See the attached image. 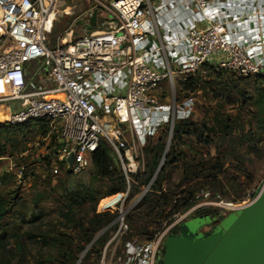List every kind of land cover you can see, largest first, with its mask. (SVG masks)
Here are the masks:
<instances>
[{"label":"built area","instance_id":"built-area-1","mask_svg":"<svg viewBox=\"0 0 264 264\" xmlns=\"http://www.w3.org/2000/svg\"><path fill=\"white\" fill-rule=\"evenodd\" d=\"M54 2L0 0V105L6 106L0 124L46 126L55 136V153L44 156L51 157L46 166L51 177L82 175L106 142L129 190L138 167L135 145L144 147L165 125L171 136L174 124L191 116L190 98L160 103V84L174 90L195 74L206 76V65L235 79H264V0H110L108 14L96 15L99 30L72 41L70 29L65 44L49 48ZM93 13L84 16L85 32L92 30ZM33 62L37 68L30 72ZM104 116L111 122L102 123ZM70 154L71 166L65 162ZM201 196L220 200L207 191ZM126 197L101 212L115 218L93 240L110 230L97 264H156L164 240L192 209L174 215L150 240H124ZM253 200L251 193L222 207L237 213Z\"/></svg>","mask_w":264,"mask_h":264},{"label":"rangeland","instance_id":"rangeland-1","mask_svg":"<svg viewBox=\"0 0 264 264\" xmlns=\"http://www.w3.org/2000/svg\"><path fill=\"white\" fill-rule=\"evenodd\" d=\"M109 2L110 0H55L53 14L56 21L49 36V48L65 44L66 29H72V40L74 37H81L84 33L99 30V28H94L85 32L83 28L84 16L95 11L98 12V16L107 15ZM36 68L37 65L34 62L28 66L30 72H34ZM203 80L205 82L208 81L207 78ZM253 80L255 79L251 81ZM182 86L183 84L176 83L174 90H171L162 83L159 85L160 88L157 90V95L160 97V103L162 104H169L173 98L176 103H181L186 98L192 99L191 116L189 118L191 123H210V119L218 111H220L219 113L230 115L234 119L239 117L237 127L233 129L230 137L224 138L221 141L216 139L215 142L219 141V147H217L220 152L219 161L226 160L225 168L232 166L236 169L231 168V170L240 175V181L245 185V188L238 195L226 189L228 193L220 195L221 204L220 200L202 197L203 191L198 192L196 202L188 209H192V212L183 222L191 231H196L201 226L210 225L214 221L213 218L209 216L199 218L194 215L198 210L209 209L215 211L217 215L222 216L220 223L229 227L240 212L230 213L229 209H224L222 206L225 204L236 205L245 200L246 196L251 193L254 196L257 188L264 183V133L260 134L255 130V127L249 126L251 119L250 112H252L250 106H247L248 108L245 110H240L239 104L236 107H230L226 104L227 100L224 99L225 97L221 96L222 98L214 99L209 94L210 90L208 88H205L204 94L202 92L189 95L180 93ZM245 92H250L249 86H245ZM233 98L231 96L230 100H233ZM4 107L6 108V106L0 105V109H4ZM0 115V123H2L4 122V116L1 111ZM108 119L110 118L108 117ZM122 134L130 145L136 144L135 139L131 136L132 134L124 131ZM169 134L168 125L162 126L158 134L147 141V144L149 147L155 146L158 139H160L166 146L164 153L166 155L172 143ZM54 140L55 136L47 134L44 128L31 127L24 130L22 134H10L3 141L6 145L7 155L0 158V194H10L9 197H14L16 205L0 228V233L4 235L8 244L10 252L8 257L11 259L8 261L10 264H45V259L54 254L55 250H51V247L48 245L50 241L47 237L43 239V237L37 238L34 235L42 233L45 236L47 232L53 230L55 227L66 224L61 214L66 212L65 207L72 194L87 190L94 198V200H87L83 203L82 208H79L81 210L78 209L79 212L75 216L76 219L82 218L85 212L95 205V200L99 198L100 200L96 204V214H100L105 209L111 208L120 198H123L127 194L123 207V210H127L125 214L126 219L136 209L142 208L141 203L150 191L149 185H143L140 186L139 193L130 199H128V188H126L124 193L102 198L109 193L110 186L107 182L93 177L94 174L91 166L78 177L67 175L66 172H61L57 177H51L45 170L47 166L46 162L44 165L26 168L24 172H26L27 177L18 186H15L11 178L6 177L10 174H17L20 171L22 173V169L28 160L43 158L49 153L48 147ZM179 144L178 156H175L176 163L166 165L164 159L159 160V171L158 174H155L157 177L163 170L161 176V180L163 179L162 189L176 195L182 190H191L192 183L184 187H178L179 184L186 181L185 165L187 164L193 168L206 163L210 164V160L217 153L214 146L203 147L192 138L186 139ZM144 147L135 145V150L133 151V159L138 165L133 175H139L140 178L142 176L145 177L146 166L148 165L147 156L143 151ZM241 163H243V166L240 165ZM156 177L152 178L150 184L154 182ZM204 191L209 192L206 189ZM188 210H184L178 215L181 216ZM214 218L216 219L217 217ZM31 219L34 221L31 222ZM172 221L173 219L170 222ZM151 229H154V227ZM63 231L69 232L66 228ZM101 232H98V234ZM109 232L110 230L104 232L93 241L98 234L95 235L92 240L93 242L91 241L92 244L90 242L91 246L88 244L86 250L90 246L89 249L92 248L93 250L100 251L102 246L99 247L98 243L103 239L107 241L106 238L110 236ZM17 244L20 245L19 249H16ZM82 254L81 252L80 257L78 256L79 259H83L86 256L81 257ZM79 259L75 261V264H97L96 260H91L92 258L90 260Z\"/></svg>","mask_w":264,"mask_h":264},{"label":"trees","instance_id":"trees-1","mask_svg":"<svg viewBox=\"0 0 264 264\" xmlns=\"http://www.w3.org/2000/svg\"><path fill=\"white\" fill-rule=\"evenodd\" d=\"M96 15L98 17V12H96ZM66 30L68 31L69 29ZM79 38L74 37L72 41ZM203 69L207 72V75L203 77L201 74H195L188 82L183 84L180 93L189 95L202 92L204 94L205 88H208L210 90L209 94L214 99L225 97L224 99L227 100L226 104L230 107H236L239 104L240 110H245L248 108L247 106H250L252 112H250L251 119L249 126L255 127L257 132L263 134L264 79L256 78L253 81H251L252 79H235L225 71L216 70L207 65ZM206 78L208 81L205 82L203 79ZM245 86H249L250 92H245ZM231 96L234 97L233 100H230ZM219 112L210 119V123L194 124L189 119L176 122L171 132L172 143L166 155L164 154L166 146L160 139H158L155 146L149 147L147 144L143 148L148 159L146 175L141 178L139 175H132V182L129 184L128 199L139 193L140 186L149 185L150 191L141 203L142 208L136 209L135 212L127 216L126 223L128 232L124 240L135 239L139 242L150 240L154 234L161 230L163 224L170 223L174 215H178L180 212L191 208L196 202V198L198 197L197 193L200 191L204 192V189L213 195L220 196L226 192L228 193L229 190L235 195H238L245 188V185L240 181V175L231 170L234 167L229 166L225 168L227 161H219L220 152L217 148L219 147V141L230 137L233 129H236L239 117L234 119L230 115ZM31 127H40L46 130V126L40 122L15 126L0 124V158L6 157L7 155L6 145L3 141L10 134H22L24 130ZM190 138L203 147L214 146L217 152L216 156L210 160V164L206 163L193 168L186 164V181L179 184L178 187H184L192 183L191 190H182L178 195L168 193L161 187L163 170L157 177L155 175L158 174L156 172L158 170L159 160L164 159L166 165L175 164V156H178L177 151L180 149L179 143ZM216 139L219 141L215 142ZM48 151L49 154L55 153L56 147L54 141L51 142ZM50 158L49 155L47 159L49 160ZM48 160L44 157L37 158L36 160L30 159L22 169V177L17 178L16 174H10L6 177L11 178L15 186H18L27 177L26 172H24L26 168L44 165L46 162L48 164ZM240 165L243 166V163ZM89 166L92 168L95 179L103 180L110 186L109 193L102 198L125 192L127 188L125 178L115 164L111 149L106 142L98 145L96 151L90 157ZM45 170L49 174L47 168ZM66 174L69 175L68 173ZM153 177H156V179L150 184ZM226 189L229 190L227 191ZM9 196L10 194H0V228L16 207L14 197L10 198ZM87 200H94L91 193L87 190L72 194L65 207L66 212L61 214L66 224L55 227L53 230L47 232L45 236L42 233H36L34 235V237H43V239L47 237L50 241L48 245L51 247V250H55L51 257L45 259V264H75V261L79 259L78 256L80 253L86 250V246L90 244L95 235L114 220L115 216L108 212L96 214V204L100 198L95 200V205L85 212L82 218L76 219L77 212L81 210L79 208H82L83 203ZM33 221L31 219V222ZM152 227L154 229H151ZM64 228L69 232H64ZM173 233H176V231H173ZM105 241L103 239L98 243L99 247L103 246ZM19 248L20 245L17 244L16 249ZM99 252V250L96 251L90 248L82 260H90L92 258L91 260L98 261ZM9 255L7 241L4 235L0 233V264H10L8 261L11 260L8 257Z\"/></svg>","mask_w":264,"mask_h":264},{"label":"water","instance_id":"water-1","mask_svg":"<svg viewBox=\"0 0 264 264\" xmlns=\"http://www.w3.org/2000/svg\"><path fill=\"white\" fill-rule=\"evenodd\" d=\"M89 24L96 27V13ZM72 160L70 154L65 162L71 166ZM205 226L191 231L180 224L164 240L156 264H264V183L229 227L201 232Z\"/></svg>","mask_w":264,"mask_h":264},{"label":"flooded vegetation","instance_id":"flooded-vegetation-1","mask_svg":"<svg viewBox=\"0 0 264 264\" xmlns=\"http://www.w3.org/2000/svg\"><path fill=\"white\" fill-rule=\"evenodd\" d=\"M194 215H196L199 218H204V217H208L209 216V217L214 219L212 224L206 225L207 226V231H211L213 229L219 230V229H222V228L223 229L227 228V226L222 225L220 223V218L221 217L219 215H217V213L215 211H213V210H209V209L198 210V211H196V214H194ZM214 217H217V218L215 219Z\"/></svg>","mask_w":264,"mask_h":264},{"label":"bare ground","instance_id":"bare-ground-1","mask_svg":"<svg viewBox=\"0 0 264 264\" xmlns=\"http://www.w3.org/2000/svg\"><path fill=\"white\" fill-rule=\"evenodd\" d=\"M104 122H110V119H108V116H104V118H103V123Z\"/></svg>","mask_w":264,"mask_h":264}]
</instances>
